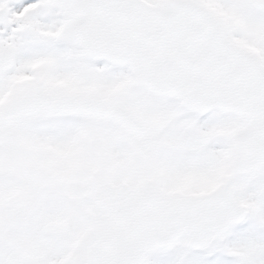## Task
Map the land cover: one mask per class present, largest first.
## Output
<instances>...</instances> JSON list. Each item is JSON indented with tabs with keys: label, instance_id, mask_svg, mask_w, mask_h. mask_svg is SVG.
<instances>
[{
	"label": "snow or ice",
	"instance_id": "6c2138e0",
	"mask_svg": "<svg viewBox=\"0 0 264 264\" xmlns=\"http://www.w3.org/2000/svg\"><path fill=\"white\" fill-rule=\"evenodd\" d=\"M0 264H264V0H0Z\"/></svg>",
	"mask_w": 264,
	"mask_h": 264
}]
</instances>
